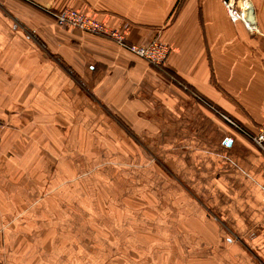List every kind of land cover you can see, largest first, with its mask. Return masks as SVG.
Listing matches in <instances>:
<instances>
[{"label":"crops","instance_id":"1","mask_svg":"<svg viewBox=\"0 0 264 264\" xmlns=\"http://www.w3.org/2000/svg\"><path fill=\"white\" fill-rule=\"evenodd\" d=\"M224 1L0 0V120L9 127L0 145L1 264H107L118 249L92 222L118 240L125 218L86 215L90 193L115 186L87 177L94 163L142 160L138 139L181 180L174 201L197 212L181 217L177 241L210 249L213 264H264V155L204 103L251 133L264 125V0L250 1L254 31L232 22ZM67 7L126 26L132 44L160 38L172 48L168 71L194 95L114 42L58 26L47 11ZM129 164L120 175L142 170V162L139 170ZM44 187L50 199L36 194ZM74 200L86 216H69ZM157 232L144 235L155 239L150 252L170 256L168 224Z\"/></svg>","mask_w":264,"mask_h":264},{"label":"rangeland","instance_id":"2","mask_svg":"<svg viewBox=\"0 0 264 264\" xmlns=\"http://www.w3.org/2000/svg\"><path fill=\"white\" fill-rule=\"evenodd\" d=\"M238 1L240 5V3H242V0H237V2ZM29 34L33 35V33L31 32H29ZM102 38L107 39L105 37ZM152 67L158 70L167 80L172 81V83H174L181 89L189 92L190 96L194 95V91L189 86L179 81L178 78L170 76L165 71V69L155 66ZM193 98L199 99L196 96ZM204 103L206 108H210V110L216 112V114H219L223 119H225V115L223 113L217 112V110L211 105L210 102L204 100ZM0 121H3V123L5 124V132L2 140L0 141L1 145L3 140L8 135L9 127L7 121ZM127 133L128 135L132 136L129 131H127ZM136 142L139 146H141L140 152L142 154V160L130 159L129 161H127V163H130L129 168L139 170L135 166H138V162H142V170H139L137 174H134L132 170H130L128 174L120 175L122 174V171H120L121 169L117 170V168H127V163L125 166H123L116 164V162L112 159H107L102 161L104 165H95L94 163L93 169L90 170V174L87 177V179L89 180L88 183L91 184H105L110 187L114 186L115 184V186L112 189L110 188L111 192L109 193L96 191L91 192L90 196L92 198L93 204L90 211L85 212L86 215L93 217H111L117 213V215L123 216L125 218L124 222H122V225L124 227L126 237L118 240L114 238L115 233L112 234L113 231L109 232L106 229L105 223H99V221L92 222V225L97 232L104 231L107 233L105 237H103L102 242L107 243L108 246H112V248L118 249L116 252L109 254L106 263L108 264L114 262L111 259L115 258L119 261H122L123 264H181L186 263L185 259H183L182 262V257L187 256L189 259L188 261H197L205 258L206 261L208 260L207 263L209 262L213 264L214 260L211 256L212 252L210 249L205 248L204 252L196 251V244L190 239L189 241H187V239H178L179 242H183V246L178 243V237L176 236L178 231L177 228L179 226H184V224L181 225V217L188 215L196 216L197 212L194 206H192L194 209L191 207L189 209H185L189 205H186V202L184 201H174L175 199H180L181 197H179V193L175 191L176 189H172V186L176 185L177 183H181V180L173 173V171H171V168L166 164V162H164V160H162L158 156H151L141 140L139 141L138 139ZM144 165H146L147 168H144ZM117 185L119 187L118 190H116ZM165 186L169 187L172 191H167L165 189ZM178 189H181L180 185ZM48 190L49 187L47 189L45 187L44 189L40 188V191L36 192V194H40L42 197L50 199L51 192H49ZM25 194L32 195V192L25 191ZM106 194L107 196H104ZM188 197L189 199H187L186 201L191 204L192 194L190 190L187 198ZM106 198L111 201L115 200L117 201V203L111 202L109 204L111 207H103L99 204V201ZM173 201L176 203H174ZM72 205L74 206L67 210L69 216H86L83 211H80V206L77 200L72 201ZM209 214L210 216L214 217L213 212L209 211ZM167 224L170 228V232L173 234V236H170L169 239L171 240L174 252L169 253L170 256L163 255V253L160 255L159 253L161 252L156 250L150 252L149 248L152 244H154L155 239L150 238V236L144 237V235L150 233L153 234L157 239L160 237V234L157 232V230L160 231L165 229V226H167ZM134 226L137 227V232H134ZM78 230L84 229L81 227V225H79ZM135 237H139V240L137 242H134L132 239ZM73 243L81 244L84 243V240L76 239V241H74ZM196 252L199 254H204L205 256L198 257ZM134 254H136L137 257L134 256Z\"/></svg>","mask_w":264,"mask_h":264},{"label":"built area","instance_id":"3","mask_svg":"<svg viewBox=\"0 0 264 264\" xmlns=\"http://www.w3.org/2000/svg\"><path fill=\"white\" fill-rule=\"evenodd\" d=\"M244 1L246 2L249 0H242V2ZM224 6L233 23L242 21L248 29L252 31L256 29L253 5L250 6L251 8L245 9L242 3L239 5V1L237 2V0H225ZM249 10H252L251 18L247 16ZM47 12L60 27L71 28L105 37L134 56L146 60L150 65L165 69V71L168 70V61L172 54V48L160 38L154 39L149 45L132 44L129 43L126 38L125 31L127 28L124 25L119 27L109 26L98 20L92 13L90 14L83 10L67 8L60 11L49 10ZM224 118L240 130L264 155V125L256 133H251L240 127L233 120L225 116ZM4 132L5 124L0 121V141L2 140Z\"/></svg>","mask_w":264,"mask_h":264},{"label":"bare ground","instance_id":"4","mask_svg":"<svg viewBox=\"0 0 264 264\" xmlns=\"http://www.w3.org/2000/svg\"><path fill=\"white\" fill-rule=\"evenodd\" d=\"M242 5L244 6L245 9H249V7L251 6L250 0L249 1H244L242 2ZM251 8V7H250ZM251 12L252 10H249V12H247V16L251 18Z\"/></svg>","mask_w":264,"mask_h":264},{"label":"water","instance_id":"5","mask_svg":"<svg viewBox=\"0 0 264 264\" xmlns=\"http://www.w3.org/2000/svg\"><path fill=\"white\" fill-rule=\"evenodd\" d=\"M225 145H227L228 147H230L231 146V141H225Z\"/></svg>","mask_w":264,"mask_h":264},{"label":"trees","instance_id":"6","mask_svg":"<svg viewBox=\"0 0 264 264\" xmlns=\"http://www.w3.org/2000/svg\"><path fill=\"white\" fill-rule=\"evenodd\" d=\"M166 72L170 75V76H173L175 77L172 73L170 74V72L168 70H166ZM177 78V77H176Z\"/></svg>","mask_w":264,"mask_h":264}]
</instances>
